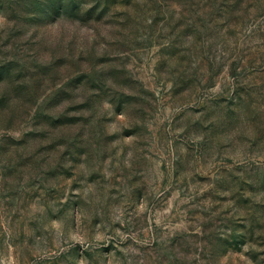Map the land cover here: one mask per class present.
Segmentation results:
<instances>
[{
  "label": "rangeland",
  "instance_id": "obj_1",
  "mask_svg": "<svg viewBox=\"0 0 264 264\" xmlns=\"http://www.w3.org/2000/svg\"><path fill=\"white\" fill-rule=\"evenodd\" d=\"M0 264H264V0H0Z\"/></svg>",
  "mask_w": 264,
  "mask_h": 264
}]
</instances>
